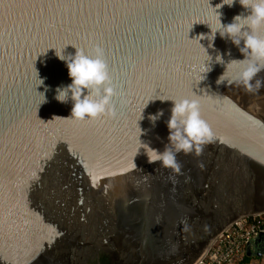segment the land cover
<instances>
[{
    "label": "water",
    "instance_id": "1",
    "mask_svg": "<svg viewBox=\"0 0 264 264\" xmlns=\"http://www.w3.org/2000/svg\"><path fill=\"white\" fill-rule=\"evenodd\" d=\"M220 3L0 0V264H199L237 222L264 215V86L228 85L238 65L218 85L244 57L219 33L212 47L199 38L216 30ZM219 12L225 25L248 14L238 0ZM97 47L113 115L67 119L56 51ZM185 99L198 100L213 142L178 154L177 174L148 156L165 150L172 100Z\"/></svg>",
    "mask_w": 264,
    "mask_h": 264
},
{
    "label": "clouds",
    "instance_id": "2",
    "mask_svg": "<svg viewBox=\"0 0 264 264\" xmlns=\"http://www.w3.org/2000/svg\"><path fill=\"white\" fill-rule=\"evenodd\" d=\"M238 2L247 11V15H236L233 17L232 23L223 24L219 9L225 5L231 8L237 3V0H222V3L218 4L215 9L212 8L218 19L216 30L214 31L210 27L211 34L207 37L202 35L199 38L203 40L210 36L209 47H212L211 42L215 41L216 34L219 33L221 39L229 40L244 57L242 60L233 59L227 63V70L218 79V85L226 81L225 77L229 68L238 65L241 68L239 79L227 81V84L236 83L243 86L249 93H252L254 89L258 92L264 86V80L257 79L258 74L264 72V38L258 35L259 30L264 28V0H238ZM242 42L243 46L241 47ZM56 55L65 62L68 77L71 80V83L66 86H58L54 97L61 104L72 103L71 115L67 119L84 121L86 119L94 120L104 115L112 116L113 111L110 105L115 93L110 86L111 81L107 65L103 60L102 49L97 47L94 57H90L78 49L74 57H65L62 53L58 54L57 51ZM228 55L231 53L229 52ZM207 56L209 57L207 61L210 62L212 57ZM215 62L221 65L225 63L221 54H217ZM205 68L204 73L211 71V68L206 65ZM38 80V85L44 84L43 80ZM41 96L43 97L42 103H46L45 96L43 94ZM172 102L171 117L167 123L169 143L162 153L149 148L151 156H148V159L149 163L159 161L161 167L171 169L174 173L179 174L181 167L177 162V155L180 153L189 155L193 152L200 155L203 146L213 142V134L208 124L201 118L198 100L185 99L172 100ZM162 116L163 112H158L156 115L150 116L149 119L155 124Z\"/></svg>",
    "mask_w": 264,
    "mask_h": 264
},
{
    "label": "built area",
    "instance_id": "3",
    "mask_svg": "<svg viewBox=\"0 0 264 264\" xmlns=\"http://www.w3.org/2000/svg\"><path fill=\"white\" fill-rule=\"evenodd\" d=\"M264 234V215L244 219L222 234L199 264H237L246 247Z\"/></svg>",
    "mask_w": 264,
    "mask_h": 264
},
{
    "label": "trees",
    "instance_id": "4",
    "mask_svg": "<svg viewBox=\"0 0 264 264\" xmlns=\"http://www.w3.org/2000/svg\"><path fill=\"white\" fill-rule=\"evenodd\" d=\"M255 242V243H260L261 245V250L260 251H257L255 254L257 256V254H262L264 258V240H261V239H255L254 241H252L245 249L242 257L240 258V260L238 261L237 264H248L249 263V260H250V256H249V249H250V246L252 245V243Z\"/></svg>",
    "mask_w": 264,
    "mask_h": 264
},
{
    "label": "crops",
    "instance_id": "5",
    "mask_svg": "<svg viewBox=\"0 0 264 264\" xmlns=\"http://www.w3.org/2000/svg\"><path fill=\"white\" fill-rule=\"evenodd\" d=\"M261 250L260 243L253 242L249 249V256L251 257L248 264H264V258L256 256V252Z\"/></svg>",
    "mask_w": 264,
    "mask_h": 264
},
{
    "label": "flooded vegetation",
    "instance_id": "6",
    "mask_svg": "<svg viewBox=\"0 0 264 264\" xmlns=\"http://www.w3.org/2000/svg\"><path fill=\"white\" fill-rule=\"evenodd\" d=\"M87 264H112L110 257L107 255H100L97 258L90 260Z\"/></svg>",
    "mask_w": 264,
    "mask_h": 264
}]
</instances>
